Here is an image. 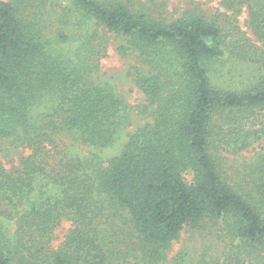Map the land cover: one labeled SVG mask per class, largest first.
<instances>
[{"label":"trees","instance_id":"trees-1","mask_svg":"<svg viewBox=\"0 0 264 264\" xmlns=\"http://www.w3.org/2000/svg\"><path fill=\"white\" fill-rule=\"evenodd\" d=\"M164 4L0 0V153L18 160L0 158V264H264V148L231 163L218 148L262 136L249 123L264 111V0H221L233 18L247 7L256 39L233 22L228 32L226 12L167 19ZM112 36L148 66L127 71L146 120L105 159L80 149L111 145L129 123L126 99L99 74ZM234 58L263 68L255 82L214 81ZM183 231L198 237L197 258L183 248L168 261Z\"/></svg>","mask_w":264,"mask_h":264},{"label":"rangeland","instance_id":"rangeland-1","mask_svg":"<svg viewBox=\"0 0 264 264\" xmlns=\"http://www.w3.org/2000/svg\"><path fill=\"white\" fill-rule=\"evenodd\" d=\"M160 1V0H158ZM66 4V1H63ZM202 9L207 15H212L219 17L220 13L226 12V16H220L222 23L226 24L228 27V32L235 34L239 29V37L243 39L244 37L253 36L251 28L248 25V9L244 7L241 13L237 18L232 17L231 11H225L224 7L221 4V0H165L164 6L158 10V14H161L164 18L174 19L181 16L186 10L193 9L195 7ZM223 19V20H222ZM229 22H233L236 29H233V25H229ZM254 39H256L253 36ZM232 39L236 40L235 37ZM241 42V40H239ZM119 40L112 36L110 42L107 45L106 56L101 59V70L100 76L103 80H106L113 84L118 92H120L126 99L128 105L130 106V119L129 123L119 133L117 139L109 146L96 150L95 148H88L86 146L81 147V152L84 154H89L90 151H97L102 158H110L118 154L124 143L127 141L129 134L136 128L139 123H143L146 118L141 114V108L146 104V97L141 92V90L129 80L127 77L128 67L130 65H138L139 67H144L145 72L148 71L147 65H142L135 57L124 58L116 50ZM260 44V43H258ZM264 50V46L262 47ZM258 52L261 53L259 49ZM220 66V65H218ZM263 71L259 65L252 61H245L238 58L231 59L224 66H220L217 71L212 75L215 82L223 84L230 88L235 87H244L249 85L252 82H255L258 75ZM224 84V85H225ZM218 123H223L221 119L218 120ZM253 125L254 129H260L262 131L261 138L253 143L251 146L246 147L241 150H236L235 148L227 147L223 142L218 144V148L222 155L227 156L230 160L229 162L240 161L243 157H252L257 152L264 148V111L258 110L255 115L250 119L249 125ZM223 127L226 130V125L223 123ZM228 127V126H227ZM217 130V133L223 136V129ZM218 137V136H217ZM221 140V139H219ZM28 152V151H26ZM3 154L0 153V158L5 162V166L10 168L17 163V158L5 159ZM186 180L191 182L193 180V175L190 171L184 173ZM42 178V176L40 177ZM41 180V179H40ZM43 181H39V188ZM12 222H10L11 224ZM14 224L9 225L8 227L12 230ZM71 223L69 221H64L60 227L55 231L57 238L53 241V246L56 248L61 243L66 231L70 228ZM190 232L183 231L182 236L179 240L173 242L172 248L168 252V261L172 260L176 254L183 248H188L190 252V258L195 260L197 258V250L199 246L198 237L189 239Z\"/></svg>","mask_w":264,"mask_h":264}]
</instances>
